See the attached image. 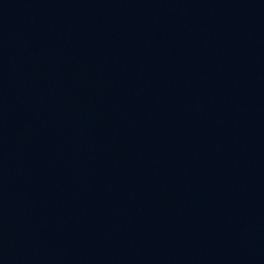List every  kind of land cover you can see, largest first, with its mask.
Wrapping results in <instances>:
<instances>
[{"label":"water","instance_id":"1","mask_svg":"<svg viewBox=\"0 0 264 264\" xmlns=\"http://www.w3.org/2000/svg\"><path fill=\"white\" fill-rule=\"evenodd\" d=\"M0 264H264V0H0Z\"/></svg>","mask_w":264,"mask_h":264}]
</instances>
